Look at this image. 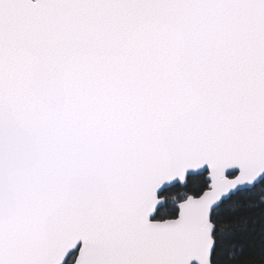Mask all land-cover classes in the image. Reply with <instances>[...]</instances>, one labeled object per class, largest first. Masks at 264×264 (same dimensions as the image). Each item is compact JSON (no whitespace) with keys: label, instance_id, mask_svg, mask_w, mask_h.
<instances>
[{"label":"snow or ice","instance_id":"obj_1","mask_svg":"<svg viewBox=\"0 0 264 264\" xmlns=\"http://www.w3.org/2000/svg\"><path fill=\"white\" fill-rule=\"evenodd\" d=\"M0 264H264V0H0Z\"/></svg>","mask_w":264,"mask_h":264}]
</instances>
